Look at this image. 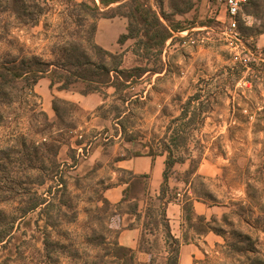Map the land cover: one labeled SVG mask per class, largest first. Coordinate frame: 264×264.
Listing matches in <instances>:
<instances>
[{
  "label": "rangeland",
  "instance_id": "rangeland-1",
  "mask_svg": "<svg viewBox=\"0 0 264 264\" xmlns=\"http://www.w3.org/2000/svg\"><path fill=\"white\" fill-rule=\"evenodd\" d=\"M129 1L40 0L38 12L34 0H0V65L53 62L70 42L97 61L93 41L121 54L122 68L159 71L103 94L82 82L59 89L47 76L31 90L22 81L0 89V264H166L174 245L164 215L179 250H194L187 264H264V0L244 7L236 38L207 0H142L172 28L159 56L135 54L134 39L117 43ZM80 2L101 9L85 12ZM195 93L166 202L158 199L160 165L151 175L150 160L165 159L167 126ZM55 97L73 103L60 105L63 121ZM186 197L207 232L183 219ZM38 198L45 203L23 215ZM126 233L137 234L132 257L117 246Z\"/></svg>",
  "mask_w": 264,
  "mask_h": 264
},
{
  "label": "trees",
  "instance_id": "trees-1",
  "mask_svg": "<svg viewBox=\"0 0 264 264\" xmlns=\"http://www.w3.org/2000/svg\"><path fill=\"white\" fill-rule=\"evenodd\" d=\"M18 1L20 5L24 7V0ZM39 1L40 0H34L38 12L41 11ZM121 1L123 0H99L101 6L104 7ZM250 1L251 0H248L244 7ZM129 2V4H126L129 7V11L127 14H124L125 17L129 19V22L126 26V31L118 35L116 40L117 43L122 45L126 40L134 39L133 52L135 54L140 55V51H144L143 55L148 56L153 50H155V54L159 56L165 42L173 35L172 28L165 26L160 21L157 12L142 0H130ZM78 5L81 10L85 12H88L91 8L92 10L98 11L101 9L97 4H94V6L91 7L85 2H80ZM113 16L114 15L110 17ZM94 28L95 26L92 27V30H94ZM177 28L179 27L176 26L173 29L176 30ZM90 47L98 55L99 60H93L88 53L87 48L83 45L77 42H70L59 48V56L53 62H45L37 56H31L29 58L24 57L14 59L7 63L5 62L0 65V89L5 88L10 84L14 85V81H22L26 88L31 90L39 79L47 76L50 79V85L53 86L57 84L59 89H66L73 83L82 82L86 87V91L103 94V89L109 86L114 87L115 90H121L130 79H133V77H140L141 72H159L157 67L153 69H147L146 67L141 66H136L130 69L122 68L121 54L106 50L93 41L90 43ZM199 98L200 93H195L187 99L180 114L170 121L167 126V134L165 135V138L162 139V151L166 153V156L162 171V181L159 186L158 199L160 200L166 202L171 201V197L166 196L169 190L168 179L170 171L172 170L174 163L182 160L179 149L181 148V144L186 141L187 133L191 128L189 120L194 119L196 116V110H191V104L192 101ZM60 105L71 108L73 103L58 97L53 98V110L59 120L63 121V116L60 112V110H62ZM63 111L67 110L63 109ZM148 155L153 157L152 154ZM140 176L143 177L145 175ZM129 185L131 184L127 183L126 188H124L120 203L126 200L127 187ZM45 201V198L33 200L22 209L21 213L24 215L28 211L37 209L45 203ZM103 201L106 203L108 202L106 199ZM181 209L183 219L188 225L194 227L193 220H196L199 225H201L200 230L202 233L207 232L210 229L205 217L202 214H197L195 212L192 199L186 197L181 203ZM161 224L165 232V241L170 240L174 245L172 246L173 248L168 250L166 264H177L180 241L172 235L165 215ZM117 246L119 250L128 251L130 257H132V249L130 247L118 244Z\"/></svg>",
  "mask_w": 264,
  "mask_h": 264
},
{
  "label": "built area",
  "instance_id": "built-area-1",
  "mask_svg": "<svg viewBox=\"0 0 264 264\" xmlns=\"http://www.w3.org/2000/svg\"><path fill=\"white\" fill-rule=\"evenodd\" d=\"M215 6V19L224 26L225 34L236 38L238 35L239 18L243 15L244 5L248 0H207Z\"/></svg>",
  "mask_w": 264,
  "mask_h": 264
},
{
  "label": "crops",
  "instance_id": "crops-1",
  "mask_svg": "<svg viewBox=\"0 0 264 264\" xmlns=\"http://www.w3.org/2000/svg\"><path fill=\"white\" fill-rule=\"evenodd\" d=\"M145 159L146 160H144V170H146L147 169V165L149 164V162H148V157H145ZM151 162H150V171H151V175L154 173V166H156V165H160V169H158L159 170V173H161L162 174V171H163V165H164V160H161V159H155L154 160V158L153 159H151L150 160ZM130 165H128V164H126L125 165V168H127V169H129V170H132V169H134L135 168V164H134V162H128ZM153 163V164H152ZM135 171V170H134ZM158 181L157 182H159L160 180L159 179H157ZM162 181V180H161ZM161 183V182H160ZM116 197V196H115ZM117 197H118V191H117ZM179 206L181 207V204H179ZM194 207V206H193ZM182 210V209H181ZM123 235V239H122V241H121V243H123V245H125V246H128V247H130L131 249L132 248H135V244H136V242H137V234L135 235L134 233L133 234H128V233H126V234H122ZM129 235V236H128ZM191 252H194V250L191 248H189L188 250H185V252H182L181 250H179V256H178V263L177 264H187V262H188V257L189 256H191ZM141 253V252H140Z\"/></svg>",
  "mask_w": 264,
  "mask_h": 264
}]
</instances>
